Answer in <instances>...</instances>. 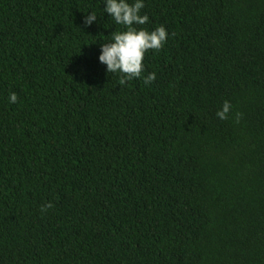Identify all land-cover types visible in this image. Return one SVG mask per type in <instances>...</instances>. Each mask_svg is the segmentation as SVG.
I'll return each mask as SVG.
<instances>
[{
  "label": "trees",
  "instance_id": "trees-1",
  "mask_svg": "<svg viewBox=\"0 0 264 264\" xmlns=\"http://www.w3.org/2000/svg\"><path fill=\"white\" fill-rule=\"evenodd\" d=\"M143 3L120 86L105 0H0V264H264V0Z\"/></svg>",
  "mask_w": 264,
  "mask_h": 264
},
{
  "label": "clouds",
  "instance_id": "clouds-1",
  "mask_svg": "<svg viewBox=\"0 0 264 264\" xmlns=\"http://www.w3.org/2000/svg\"><path fill=\"white\" fill-rule=\"evenodd\" d=\"M108 13L118 25H123L125 30L111 33V41L101 44V55L99 60L107 66L108 73H119V85L123 86L127 82L140 78L144 70L143 61L146 53L155 51L163 47L167 41L168 32L164 26L149 31L144 28H137L135 25H145L149 21L147 14L141 15V10L145 7L143 0H135L129 3L128 0H105ZM97 20L95 12L86 14L84 23L91 26ZM156 79V74L150 73L144 77L146 85L151 84ZM17 95H10V102L15 103ZM232 105L229 101L223 103L222 109L216 115L221 120L229 119ZM241 113H236L235 119L239 123ZM53 207L51 203L41 206V211L46 212Z\"/></svg>",
  "mask_w": 264,
  "mask_h": 264
}]
</instances>
